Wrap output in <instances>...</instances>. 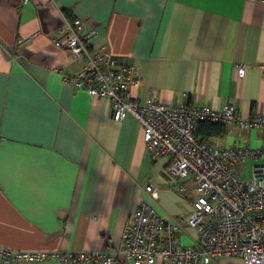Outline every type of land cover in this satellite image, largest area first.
<instances>
[{
    "label": "crops",
    "instance_id": "1",
    "mask_svg": "<svg viewBox=\"0 0 264 264\" xmlns=\"http://www.w3.org/2000/svg\"><path fill=\"white\" fill-rule=\"evenodd\" d=\"M73 18L96 30L95 45L134 65L140 82L130 92L139 100L155 92L166 102L214 109L232 103L248 117L264 113V1L0 0V245L113 251L131 264L119 252L122 230L140 203L181 221L197 193L188 179L164 180L167 159L151 158L134 117L114 120L106 98L63 81L81 61L53 38ZM19 38L29 40L18 45ZM236 63L245 66L243 76ZM236 140L258 147L264 130L229 125L210 142ZM182 183L187 189L178 191ZM196 236L181 223L183 245ZM228 258L240 257L217 261Z\"/></svg>",
    "mask_w": 264,
    "mask_h": 264
},
{
    "label": "built area",
    "instance_id": "2",
    "mask_svg": "<svg viewBox=\"0 0 264 264\" xmlns=\"http://www.w3.org/2000/svg\"><path fill=\"white\" fill-rule=\"evenodd\" d=\"M264 1V0H261ZM95 29H84L79 18L64 20L53 38L56 47L68 51L81 64L71 81L93 97L109 101L112 118L134 117L152 159L166 158L163 178L192 181L197 193L193 209L181 221L160 213L151 201L143 200L122 230L120 253L131 264H219L218 257H240L244 264H264V143L248 147L234 141L229 146L199 139L196 129L203 122L238 125L264 130V113L243 117L235 104L220 109L185 101L166 102L152 92L139 100L130 87L140 82L133 64L114 55L104 43L93 44ZM29 38H19L18 45ZM243 76L245 66L235 64ZM264 81V63L260 65ZM250 162V177L243 179L236 168ZM156 200L157 188L145 186ZM176 189H187L185 183ZM195 227L197 236L183 245L181 223ZM54 258L58 264H120L117 253L18 250L0 246V264L35 262Z\"/></svg>",
    "mask_w": 264,
    "mask_h": 264
},
{
    "label": "trees",
    "instance_id": "3",
    "mask_svg": "<svg viewBox=\"0 0 264 264\" xmlns=\"http://www.w3.org/2000/svg\"><path fill=\"white\" fill-rule=\"evenodd\" d=\"M228 126L223 123H210V122H203L199 124L198 128L196 129L195 135L205 141H212V139L217 137H223L227 134Z\"/></svg>",
    "mask_w": 264,
    "mask_h": 264
},
{
    "label": "rangeland",
    "instance_id": "4",
    "mask_svg": "<svg viewBox=\"0 0 264 264\" xmlns=\"http://www.w3.org/2000/svg\"><path fill=\"white\" fill-rule=\"evenodd\" d=\"M94 44V43H93ZM60 48V47H59ZM159 98V97H158ZM160 99V98H159ZM253 148V147H252ZM249 164L250 162H246L244 163V166L243 165H240V166H243L241 169H238L239 173L241 174L242 178L243 179H248L250 177V168H249ZM194 193V191H193ZM195 199V198H194ZM194 201V200H193ZM193 207V206H192ZM2 246V245H0ZM2 247H6V246H2ZM6 248H9V249H13V248H10V247H6ZM15 251H18L17 249H13ZM24 251V250H23ZM71 252V251H70ZM219 260V259H218ZM229 261V262H228ZM219 262V261H218ZM18 264V263H17ZM219 264H244L243 260L240 259V258H228L225 259V260H221L219 262Z\"/></svg>",
    "mask_w": 264,
    "mask_h": 264
},
{
    "label": "bare ground",
    "instance_id": "5",
    "mask_svg": "<svg viewBox=\"0 0 264 264\" xmlns=\"http://www.w3.org/2000/svg\"><path fill=\"white\" fill-rule=\"evenodd\" d=\"M137 121V120H136ZM138 122V121H137ZM156 192H157V190H156Z\"/></svg>",
    "mask_w": 264,
    "mask_h": 264
}]
</instances>
